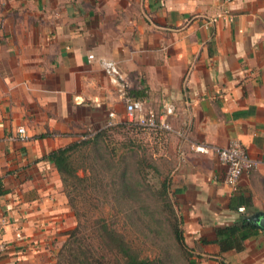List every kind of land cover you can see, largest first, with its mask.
Returning <instances> with one entry per match:
<instances>
[{
	"label": "crops",
	"instance_id": "crops-1",
	"mask_svg": "<svg viewBox=\"0 0 264 264\" xmlns=\"http://www.w3.org/2000/svg\"><path fill=\"white\" fill-rule=\"evenodd\" d=\"M127 102L170 103L191 141L236 139L260 161L231 192L214 155L149 137L198 262L264 264V231L247 220L264 212V0H0V264H55L75 221L48 154L108 112L124 119ZM18 127L24 140L10 138ZM241 219L255 234L219 253L214 229Z\"/></svg>",
	"mask_w": 264,
	"mask_h": 264
},
{
	"label": "trees",
	"instance_id": "trees-1",
	"mask_svg": "<svg viewBox=\"0 0 264 264\" xmlns=\"http://www.w3.org/2000/svg\"><path fill=\"white\" fill-rule=\"evenodd\" d=\"M116 129L139 131L123 124L104 127L86 140L71 141L48 154L75 219L74 227L66 232L55 253V264H168L165 255L150 257L146 247L135 245L131 235L117 226L119 218L133 226L142 244H146L150 234L159 233L165 224L187 263L200 264L184 241L181 218L169 197V177L161 176L143 155L138 157L131 144H122L119 152L116 147H109L106 136ZM86 189L101 191L103 203L125 211L120 216L80 212L77 200ZM3 191L0 181V194ZM153 223L157 229L152 227ZM255 232L256 227L244 219L215 228L218 252L241 250L243 241ZM215 264L226 263L219 259Z\"/></svg>",
	"mask_w": 264,
	"mask_h": 264
},
{
	"label": "built area",
	"instance_id": "built-area-1",
	"mask_svg": "<svg viewBox=\"0 0 264 264\" xmlns=\"http://www.w3.org/2000/svg\"><path fill=\"white\" fill-rule=\"evenodd\" d=\"M136 106L134 103L127 102L124 105V119L120 121L114 120V113L108 112V120L104 127H111L116 124H123L134 127L135 129L146 133H171L188 144L191 151L200 154H212L217 159L218 163L223 166L222 183L231 191L235 192L240 176L251 172L260 163L258 159L251 158L242 144L231 139L225 146H217L209 143H200L191 141L186 132L172 127L168 123V116L174 112V107L170 103L162 105L155 110H146L145 112H135ZM95 131L86 130L84 132L71 136L72 141H83L92 136ZM51 136H62L59 133H52ZM27 136L23 127H18L13 136V140H24ZM241 210V208H239ZM5 220L0 221V254L6 249L5 241L2 239L1 230L5 225Z\"/></svg>",
	"mask_w": 264,
	"mask_h": 264
},
{
	"label": "rangeland",
	"instance_id": "rangeland-1",
	"mask_svg": "<svg viewBox=\"0 0 264 264\" xmlns=\"http://www.w3.org/2000/svg\"><path fill=\"white\" fill-rule=\"evenodd\" d=\"M150 136L151 133H146L142 131L139 132L131 130V132H127L122 129H116L108 132L106 136V141L110 142L109 147H116L118 152L121 150L120 146L122 144H131L136 149V154L138 155V157H140V155H143L148 162H152L157 167L161 176L164 175L167 178L169 177L168 175L170 170V164H168L166 160H164L165 157L159 152V148L162 146V144L159 145V147L156 146L150 141ZM136 145L138 147H136ZM78 173L80 174L79 171ZM101 194V191L86 189L85 192L77 200V207L79 211L91 215H107L116 213V215L118 214L119 216L125 211V209L120 210V208L110 207L108 203H103V197ZM169 197L170 199H173L170 193ZM119 211H121V213ZM117 226H119L120 229L123 228V230H125L126 232H128V234L131 235V239L133 243H135V245L139 247H146V253L150 257H157L158 254L161 253L167 257L166 260L168 264H188L185 254L181 253L171 236L169 228L165 224L161 225L162 230L159 233L155 235H149V240L145 241L146 244H142L141 236L137 232H135L132 225L127 224L126 221H122V218H119ZM152 227L154 229H157L155 223L152 224ZM189 249L192 251L191 255L194 256V259L196 261H200L201 255L199 254L200 256H197L196 253L198 252V250L194 247H189ZM204 258L205 260H208V257Z\"/></svg>",
	"mask_w": 264,
	"mask_h": 264
},
{
	"label": "water",
	"instance_id": "water-1",
	"mask_svg": "<svg viewBox=\"0 0 264 264\" xmlns=\"http://www.w3.org/2000/svg\"><path fill=\"white\" fill-rule=\"evenodd\" d=\"M247 220H249L254 226L264 231V212H256L248 215Z\"/></svg>",
	"mask_w": 264,
	"mask_h": 264
}]
</instances>
